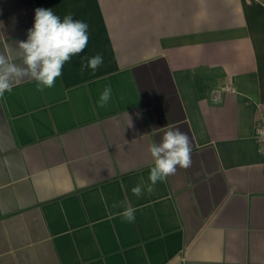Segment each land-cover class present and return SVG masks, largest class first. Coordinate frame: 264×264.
Masks as SVG:
<instances>
[{"label": "crops", "instance_id": "obj_1", "mask_svg": "<svg viewBox=\"0 0 264 264\" xmlns=\"http://www.w3.org/2000/svg\"><path fill=\"white\" fill-rule=\"evenodd\" d=\"M37 8L89 39L52 88L0 97V264H264V0H0L18 67ZM167 128L191 166L148 192Z\"/></svg>", "mask_w": 264, "mask_h": 264}, {"label": "clouds", "instance_id": "obj_2", "mask_svg": "<svg viewBox=\"0 0 264 264\" xmlns=\"http://www.w3.org/2000/svg\"><path fill=\"white\" fill-rule=\"evenodd\" d=\"M88 27L86 22L73 20L71 15L61 21L51 9H35L34 25L28 30L27 40L19 41L17 45L20 59L26 67H18L8 51L0 53V97L10 92L25 77L37 82V91L52 88L61 76L64 64L86 48ZM102 63L103 57L96 55L87 58L82 68L88 67L95 71ZM110 98L111 88L106 87L100 95V106L106 105ZM191 150L188 134L178 128H167L163 132L162 142L149 147L154 166L150 169V183L146 190L152 192L158 181L175 175L177 166L185 169L190 167ZM143 190L141 185H137L132 188V193L140 196ZM135 211L129 203L120 215L132 222Z\"/></svg>", "mask_w": 264, "mask_h": 264}, {"label": "built area", "instance_id": "obj_3", "mask_svg": "<svg viewBox=\"0 0 264 264\" xmlns=\"http://www.w3.org/2000/svg\"><path fill=\"white\" fill-rule=\"evenodd\" d=\"M255 137L258 142L259 152L264 156V118L256 126Z\"/></svg>", "mask_w": 264, "mask_h": 264}]
</instances>
